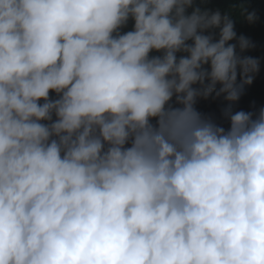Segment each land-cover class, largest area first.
<instances>
[{
  "label": "clouds",
  "instance_id": "obj_1",
  "mask_svg": "<svg viewBox=\"0 0 264 264\" xmlns=\"http://www.w3.org/2000/svg\"><path fill=\"white\" fill-rule=\"evenodd\" d=\"M254 47L197 0H0V264H264Z\"/></svg>",
  "mask_w": 264,
  "mask_h": 264
},
{
  "label": "trees",
  "instance_id": "obj_2",
  "mask_svg": "<svg viewBox=\"0 0 264 264\" xmlns=\"http://www.w3.org/2000/svg\"><path fill=\"white\" fill-rule=\"evenodd\" d=\"M197 2L201 3L202 7L213 11L220 10L222 15L230 12L237 36L244 35L255 45L254 48L245 51L242 55L259 58L260 71L255 76L251 85H244L243 94L239 101L232 103L231 106L233 111L243 110L256 112L260 107H264V0H197ZM241 7L246 8L249 12L255 11L258 19L254 23H249L241 16ZM131 27L132 22L129 21L127 28L124 30H130ZM157 54L152 53V55ZM50 95L54 96L51 93ZM229 103L223 97L216 100H213L211 97L208 99L201 98L197 101L196 108L202 114L210 116L218 125L227 129L229 122L222 116V110Z\"/></svg>",
  "mask_w": 264,
  "mask_h": 264
}]
</instances>
